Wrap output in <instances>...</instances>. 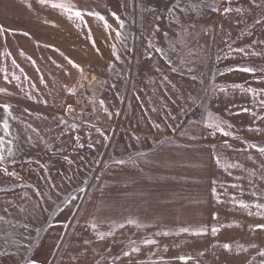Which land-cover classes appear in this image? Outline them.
Returning a JSON list of instances; mask_svg holds the SVG:
<instances>
[{
	"label": "rangeland",
	"instance_id": "374dc122",
	"mask_svg": "<svg viewBox=\"0 0 264 264\" xmlns=\"http://www.w3.org/2000/svg\"><path fill=\"white\" fill-rule=\"evenodd\" d=\"M0 25V264H264V0H0Z\"/></svg>",
	"mask_w": 264,
	"mask_h": 264
},
{
	"label": "snow or ice",
	"instance_id": "6c2138e0",
	"mask_svg": "<svg viewBox=\"0 0 264 264\" xmlns=\"http://www.w3.org/2000/svg\"><path fill=\"white\" fill-rule=\"evenodd\" d=\"M39 2L41 3V4H48V3H50L51 2V0H39ZM52 7H55V8H62V9H65L67 12H69L70 14H74V16L76 17V18H78V19H80V20H84V16H85V12H83V11H81V10H76V9H74L73 7H67L66 8V6H65V4L64 3H53L52 4ZM225 11L227 12V11H231V9L230 8H228V9H225ZM88 16H93V17H96V18H98L99 20H101V21H103L104 22V25L106 26V27H108L109 25L107 24V20H106V18L104 17V16H102V15H100L99 13H96V12H91V11H89V12H87L86 13ZM112 16L113 17H115L116 19H119V17H117L116 16V14L115 13H112ZM71 18V17H70ZM85 23H86V21H85ZM121 23H123V22H121ZM5 31V29L3 28V26L2 25H0V33H3ZM9 31H11V30H9ZM25 35H27V33H25ZM239 51H241V52H243L244 50L243 49H239ZM117 58H119L118 56H117ZM76 67H79L78 65H76ZM233 69H229V71H232ZM236 70H238V71H243V72H248V73H251V72H253L254 71V69H252V68H249V67H243V68H239V69H236ZM83 71V69H81V72ZM173 71H175V69H173ZM5 79H7V76H5ZM16 79H19V77H16ZM233 87H240V88H242L243 86L242 85H233ZM4 91H7L6 89H2V88H0V92H4ZM247 91H250V92H255V90L254 89H247ZM0 107H2V108H4V109H6V110H10V106L8 105V104H4V105H2V106H0ZM69 110H71V106L69 105ZM245 111H247V109H245ZM211 115V114H210ZM3 127L7 130L8 128H9V125H8V123H7V121H5L4 123H3ZM158 127V126H157ZM208 127H214V128H216L217 130H219V131H221V132H224V129L222 128V127H220V123H210V124H208ZM224 135L225 136H228V135H231V133H229V132H224ZM255 147V146H254ZM261 152H264V148H261V149H259ZM0 160H3V157L2 156H0ZM70 163H71V161H69ZM118 163H120V164H123V163H125V161H123V160H120V161H118ZM217 163H219V158H217ZM4 171L7 173V168H4ZM9 175H14V173H8ZM244 207H247V205H244ZM257 207H259V205H257ZM215 218V217H214ZM0 219H3V217H0ZM130 223L132 222V221H129ZM96 226L93 224V228H95ZM257 227H259V228H264V225H257ZM182 231H188V229H182ZM201 231H204V230H201ZM218 231V229L217 228H212V232L215 234L216 232ZM110 235H111V233H109ZM197 234H201L200 232H198ZM147 242H149V243H155V241H147ZM224 247L226 248V249H231V245H229V244H225L224 245ZM138 250V249H137ZM181 259H185V258H181ZM26 264H38V262L36 261V260H34V259H31L30 257H26Z\"/></svg>",
	"mask_w": 264,
	"mask_h": 264
}]
</instances>
